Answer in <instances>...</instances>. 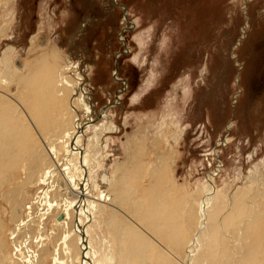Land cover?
Wrapping results in <instances>:
<instances>
[{
    "label": "rangeland",
    "instance_id": "obj_1",
    "mask_svg": "<svg viewBox=\"0 0 264 264\" xmlns=\"http://www.w3.org/2000/svg\"><path fill=\"white\" fill-rule=\"evenodd\" d=\"M5 55L9 81L2 82L1 68L0 95L14 98L31 91L18 77L32 72L40 77L49 67L57 76L68 66L64 75L79 83L90 110L78 104V122L91 128L81 141L90 153L100 128V148L93 152L96 159L100 155V168L91 160L87 167L95 176L91 195L111 192V173L121 162L134 198L145 204L152 197L167 213L179 214L180 251L196 224V206L208 197L209 174H214L220 211L227 212L237 189H246L250 197L259 190L264 180V0H0V60ZM70 127L65 117L62 130ZM58 182L53 188L25 189L20 216L27 206L34 209L20 235L36 256L44 247L41 264H54L58 247L50 233L66 229L56 220L57 204L68 199ZM3 189L0 242L3 253L11 254L22 240L9 237L14 223ZM100 206L103 211L95 212L89 229L96 248L101 237L109 241L107 228L100 227L106 207ZM136 222L154 243L182 256L158 231ZM230 236L223 243L228 251L203 264H228L243 252L245 237ZM47 248L50 254L43 251ZM108 249L112 256V243Z\"/></svg>",
    "mask_w": 264,
    "mask_h": 264
},
{
    "label": "bare ground",
    "instance_id": "obj_2",
    "mask_svg": "<svg viewBox=\"0 0 264 264\" xmlns=\"http://www.w3.org/2000/svg\"><path fill=\"white\" fill-rule=\"evenodd\" d=\"M49 56L46 55L43 59L48 60ZM9 61L6 55L0 60V71L2 68L4 73L1 80L4 83L9 81L6 69ZM68 69V66L63 67L57 76L49 67L40 77L33 72L18 77L22 87L31 89L30 93L16 95V98L0 95V190L5 187L3 194L7 198L3 196V199L10 206L14 223L9 237L14 242L22 240L20 243L16 242L11 254L3 253V244L0 242V251L3 253L0 255L1 264H41L38 260L44 247L38 250L36 256L28 242L23 241L26 236L20 235V229L28 224L34 209L33 204L27 206L25 216H20L22 206L26 203L25 189L28 185L53 188L54 182L58 181L68 193V199L57 204L60 206V214L56 220L59 226L66 227L65 231L54 230L50 233L55 240V247H58L54 264H73V261L81 264H106L103 259L111 264H203L215 259L217 255H224L229 249L226 247L225 250L226 245L223 244L227 240L225 235L232 236L235 232L245 237L246 245L243 252L239 251L241 254L228 264H264V180L252 197L246 189H237L231 195L225 212V209L220 211V199L213 184L214 174H209L204 188L208 197H202L196 206V224L191 230L190 238L184 239L186 242L183 240V247L180 246L182 251L178 249V244L182 241L181 234L178 233L181 227L177 221L179 214L173 211L171 214L167 213L152 197L145 204L134 198V191L124 182L126 176L123 173L126 168H123L121 162L117 161L113 167L110 177L111 192L99 193L93 197L89 185L95 180V176L88 172L87 167L91 160L100 168V155L98 159L94 157V153L100 148V128L98 135L92 137L91 144L94 143L95 148L94 153H90L91 150H86L87 146L82 147L81 141L85 132L91 128L86 126L89 123L82 126L78 122V104L81 103L88 112L90 110L83 100L79 83L71 82L64 75ZM79 77L77 74L78 81ZM8 98L13 99L12 103H7ZM65 117L70 119L69 130H62ZM45 192H38L34 205ZM100 205L106 207L104 214L107 216L100 227L107 228L109 241L101 237L100 247L96 248L90 239L89 229L95 212L103 211ZM124 210L130 213L128 215L132 219ZM119 213H124L132 222L128 224ZM186 215L189 216V212ZM136 221L145 222L149 230L158 231L160 237L166 238L169 248L180 251L182 256L179 258L176 252L171 254L158 242L154 243L148 232L139 229ZM111 243L114 250L112 256L108 249ZM232 245L235 246V243L232 242ZM117 247L119 252L116 251ZM59 250L65 255L62 260L59 258ZM43 251L45 254L51 253L49 248ZM206 253L209 257H206Z\"/></svg>",
    "mask_w": 264,
    "mask_h": 264
}]
</instances>
